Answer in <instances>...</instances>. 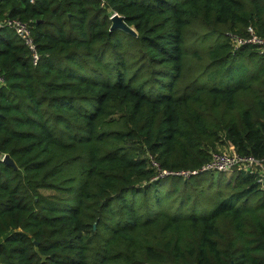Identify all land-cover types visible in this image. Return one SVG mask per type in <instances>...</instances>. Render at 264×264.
<instances>
[{
	"label": "trees",
	"instance_id": "1",
	"mask_svg": "<svg viewBox=\"0 0 264 264\" xmlns=\"http://www.w3.org/2000/svg\"><path fill=\"white\" fill-rule=\"evenodd\" d=\"M3 17L38 61L0 27V264H264V181L198 171L223 140L264 155V53L227 43L264 37V0H0Z\"/></svg>",
	"mask_w": 264,
	"mask_h": 264
},
{
	"label": "built area",
	"instance_id": "2",
	"mask_svg": "<svg viewBox=\"0 0 264 264\" xmlns=\"http://www.w3.org/2000/svg\"><path fill=\"white\" fill-rule=\"evenodd\" d=\"M33 3L34 0H28ZM100 7H104V0H98ZM108 19L114 15H118L115 11L107 9ZM0 27H6L10 29L15 36L21 41L23 46L28 52V56L32 65H35L38 61V53L35 42L33 41L29 24L25 21L17 18L3 17L0 18ZM227 43L232 52L238 50L245 45H252L258 53H264V37L257 35L251 26H246L245 35H237L235 33L227 34ZM4 84V78L0 75V86ZM222 149H216L210 151L208 160L200 166L198 171L200 172H241L244 174L252 175L256 182L261 184L264 181V155L255 156L252 154H237L234 148L229 144ZM3 154H0L2 159ZM149 164L159 176L163 175H180L187 177L196 171H178L168 172L161 170L154 159L147 155Z\"/></svg>",
	"mask_w": 264,
	"mask_h": 264
},
{
	"label": "water",
	"instance_id": "3",
	"mask_svg": "<svg viewBox=\"0 0 264 264\" xmlns=\"http://www.w3.org/2000/svg\"><path fill=\"white\" fill-rule=\"evenodd\" d=\"M109 21H110L109 29H118V30H121L123 32L130 33V34L134 33L133 27L127 26L123 22L122 17L119 15L112 16L109 19ZM0 161L3 164H5V165H7L13 169L15 168L14 162L10 159V157L7 154H3L2 159H0Z\"/></svg>",
	"mask_w": 264,
	"mask_h": 264
},
{
	"label": "rangeland",
	"instance_id": "4",
	"mask_svg": "<svg viewBox=\"0 0 264 264\" xmlns=\"http://www.w3.org/2000/svg\"><path fill=\"white\" fill-rule=\"evenodd\" d=\"M236 63L233 65L236 67V71L235 72L233 71L232 75L230 76V78H233V80H235L236 75L239 76L238 70L244 69L241 64H240L241 66L239 67L238 65H236ZM225 145H226L225 141L223 140V142L219 145L218 149H222ZM205 176L210 177L212 179V188H214L215 186L219 188V186H222L227 182V174L226 173L219 174L217 172H213L212 174H210V176L208 174H206Z\"/></svg>",
	"mask_w": 264,
	"mask_h": 264
}]
</instances>
